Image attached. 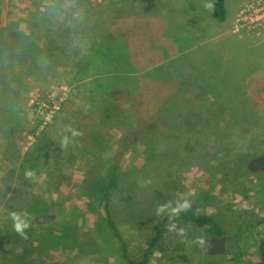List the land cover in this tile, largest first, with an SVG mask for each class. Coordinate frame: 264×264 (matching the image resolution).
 <instances>
[{
  "label": "rangeland",
  "instance_id": "rangeland-1",
  "mask_svg": "<svg viewBox=\"0 0 264 264\" xmlns=\"http://www.w3.org/2000/svg\"><path fill=\"white\" fill-rule=\"evenodd\" d=\"M251 1L227 0L219 23L208 0H0V264H125L102 213L113 162L126 178L111 209L131 258L169 221L156 207L170 200L187 199L227 225L264 219V171L248 169L264 155V32L233 27ZM34 34L35 53L23 41ZM109 36L122 72L103 57ZM46 100L58 110L43 125L33 105ZM111 103L131 109V125L106 119ZM193 109L194 124L227 114L215 127H192ZM68 125L82 135L62 149ZM160 133L166 154L151 157L147 142ZM13 211L28 213L27 238L13 229ZM44 215L54 219L37 223ZM177 226L185 236L169 232L150 264H228L231 254L249 264L264 239V226L253 227L210 256L195 243L210 237Z\"/></svg>",
  "mask_w": 264,
  "mask_h": 264
},
{
  "label": "trees",
  "instance_id": "trees-1",
  "mask_svg": "<svg viewBox=\"0 0 264 264\" xmlns=\"http://www.w3.org/2000/svg\"><path fill=\"white\" fill-rule=\"evenodd\" d=\"M226 2H227V0H214V2H213L215 5V8L213 11H211V14H212V17L219 23H224L228 19V11H227V7H226ZM34 35H35V37H32V38L24 37V40H23L24 44H25V42H27V40L34 44L31 47L29 46V49L31 51H33V53L36 52V50H35L36 44H35L34 40L35 39L37 40L36 34H34ZM32 39H34V40L32 41ZM115 40H116V38H113V37L111 38V36L106 38L102 43V50H103L102 53H103V57L107 58L109 60V63L111 64L110 65L111 71L117 72L119 70V72H122L121 67H120L121 62L118 61L113 54L112 43ZM9 46L12 47V45H9ZM133 73H134V71L132 73H129V74H133ZM5 78H6V76H5ZM0 81H1V79H0ZM242 94H244V92H242ZM174 95L177 96V97H175L174 100L179 101L178 98L180 97V95L178 93H174ZM168 100L163 101L162 105L159 107V110H158V114H159L158 116L161 117V121L164 123H165L164 117L166 116L167 112H169V108H168V105H169L168 102L169 101ZM228 101L232 102V99H229ZM234 104H235V101H234ZM243 106H244V108H242L243 111H246L248 114L249 107L247 105V102L244 101ZM217 108H220V107H217ZM222 109H225V106H223ZM226 109H227V107H226ZM122 110L123 111L120 110V107H118L116 103L109 104L107 106V110H106L107 111L106 112V119L110 120L115 125L127 124L125 122H128L131 125V123L133 122V119H131L132 118L131 115L129 116L127 114V113H130V114L132 113L131 109L129 111H127L125 108H123ZM196 111L197 110H194V109L191 110L190 115L187 116V119H189V120L186 123H191L190 125H193L192 127H194V125L197 126V125L202 124V128H204L206 126L205 123L209 126L211 125V126L215 127V125H217V122L220 119V117L227 114V112H220L216 116L213 115V116H211V118L208 117V119H205L203 117L202 120H200V123L194 124L195 120L198 119L197 115H194L196 113ZM247 114L245 116H242L241 118H238L234 114H233V116L235 117L236 120H245L246 121L245 117L247 116ZM102 123H105L104 120H102ZM147 135H149V133ZM147 135H144V136L142 135L141 138L146 140V137H148ZM166 139H168L166 134L160 133V134H156V138H154L152 141L147 142L146 152L149 151V156H151V157L152 156L153 157L165 156V154H166L165 153L166 152V148H165ZM163 150H165V152ZM133 171L135 172L136 169H134ZM125 178L126 177L123 173L122 166L120 165V163L119 162H113V164L109 168L106 185H105V188L103 190V198H102V209H103L102 211L103 212L102 213H103V216L106 220L108 228L114 234V236L119 240V242L121 243L122 252H123L124 259H125V264H150L154 258V255L157 251L158 246L163 241V239L166 237V235L170 232L167 229V225L170 221H168L164 227H162L161 229H159L157 231V233L155 234V236L151 240L150 245L147 248V251L142 255V257H140L139 259L131 258L128 254L127 244H126L125 240L123 239V236H122L120 230L117 227V224H116L114 216H113V211L111 209L112 198H113L114 194L118 193L122 189V187L125 183ZM41 208L42 207L40 206V204H38V207L36 210H39ZM171 222L175 223L176 225H179V224L184 223V222L190 223V224L194 225L202 235H205V236L210 237V238L211 237L226 238L229 240L238 239L239 237L242 236V234H244L245 232H247L248 230H250L253 227H259L262 225L264 226V219L257 220L253 223H238V224L227 225L213 215H209V214H206L204 212H201L198 210H192V209H190L187 212H182L179 216L171 219ZM68 232H69L68 230H65L63 235L55 237L54 247L60 245L61 237L65 236V234H67ZM45 243H47L46 240H45ZM256 253H257V260L254 262H251L249 264H264V239H262L260 241L259 245L257 246ZM229 257H230V259H229L228 264H243L244 263V261H242L241 256L231 254V256L229 255Z\"/></svg>",
  "mask_w": 264,
  "mask_h": 264
},
{
  "label": "clouds",
  "instance_id": "clouds-1",
  "mask_svg": "<svg viewBox=\"0 0 264 264\" xmlns=\"http://www.w3.org/2000/svg\"><path fill=\"white\" fill-rule=\"evenodd\" d=\"M205 9L209 12L213 11L215 8L212 0H208L204 5ZM82 135V132L72 128L70 125L66 126L62 133V139L60 141V147L62 149H66L70 143L74 142L76 137ZM25 178L29 180H36V173L31 169H26L24 172ZM148 184H151V180H144L139 182L140 187H145ZM193 203L187 199H177L175 202L167 201L166 203H162L157 205L156 207V215L158 217H167L169 219V223L167 225V229L170 232H176L179 236H185V229L178 228L175 223L171 222V218L179 216L182 212H187L192 208ZM10 219L12 221V227L16 233L21 235L24 238L26 237V229L30 227V222L28 219L27 212H11ZM201 247L205 246V239L203 237H198L195 241Z\"/></svg>",
  "mask_w": 264,
  "mask_h": 264
},
{
  "label": "built area",
  "instance_id": "built-area-1",
  "mask_svg": "<svg viewBox=\"0 0 264 264\" xmlns=\"http://www.w3.org/2000/svg\"><path fill=\"white\" fill-rule=\"evenodd\" d=\"M235 32H264V0H252L237 14L234 21ZM37 118L46 125L56 115L58 110L54 100H46L33 105Z\"/></svg>",
  "mask_w": 264,
  "mask_h": 264
},
{
  "label": "water",
  "instance_id": "water-1",
  "mask_svg": "<svg viewBox=\"0 0 264 264\" xmlns=\"http://www.w3.org/2000/svg\"><path fill=\"white\" fill-rule=\"evenodd\" d=\"M248 169L251 172L264 171V155L252 159L248 164ZM53 219V216L44 215L42 220H37V223L47 224ZM226 251V238L211 237L205 242V252L210 256L223 255Z\"/></svg>",
  "mask_w": 264,
  "mask_h": 264
}]
</instances>
